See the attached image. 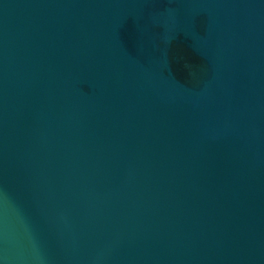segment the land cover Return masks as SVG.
Masks as SVG:
<instances>
[{
  "label": "water",
  "instance_id": "95a60500",
  "mask_svg": "<svg viewBox=\"0 0 264 264\" xmlns=\"http://www.w3.org/2000/svg\"><path fill=\"white\" fill-rule=\"evenodd\" d=\"M0 264H264V0H0Z\"/></svg>",
  "mask_w": 264,
  "mask_h": 264
}]
</instances>
